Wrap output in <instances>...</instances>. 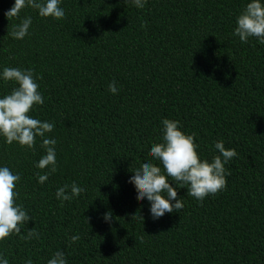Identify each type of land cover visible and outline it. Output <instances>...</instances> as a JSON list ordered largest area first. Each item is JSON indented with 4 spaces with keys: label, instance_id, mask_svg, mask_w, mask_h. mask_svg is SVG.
<instances>
[{
    "label": "trees",
    "instance_id": "trees-1",
    "mask_svg": "<svg viewBox=\"0 0 264 264\" xmlns=\"http://www.w3.org/2000/svg\"><path fill=\"white\" fill-rule=\"evenodd\" d=\"M247 2L62 0L59 21L23 9L32 23L16 40L18 20L4 15L13 0H0V67L39 77L44 103L31 115L56 140V171L39 184L40 139L26 150L0 138V165L19 173L16 202L32 218L0 242L9 264H46L57 249L68 264H264V45L232 35ZM162 118L194 134L202 158L218 140L237 155L222 191L198 202L174 182L183 208L153 220L128 181ZM73 182L85 191L61 203L55 190ZM32 228L39 239L25 240Z\"/></svg>",
    "mask_w": 264,
    "mask_h": 264
},
{
    "label": "clouds",
    "instance_id": "clouds-1",
    "mask_svg": "<svg viewBox=\"0 0 264 264\" xmlns=\"http://www.w3.org/2000/svg\"><path fill=\"white\" fill-rule=\"evenodd\" d=\"M61 3L62 0H13L4 15L8 22H18L13 23L8 35L16 40L28 35L32 17L20 15L26 8L35 10L41 18L62 20L65 10L60 6ZM125 3H131L139 9L144 7L145 0H125ZM232 35L238 37L241 43L255 38L259 45H264V0H248L235 18ZM38 79V76L34 78L31 68L0 67V83L12 84L8 93L0 95V138L7 145L15 142L26 150H32L36 138L40 139L44 154L34 162V167L40 170L35 174L37 183L43 184L56 171V140L48 135L54 124L31 115L36 106L44 103L36 82ZM107 91L117 93L115 81L107 85ZM159 133V142L151 144L149 148L151 159L144 160L133 170L128 181L134 186L137 199L148 202L149 216L153 220L183 208L181 198H177V184L174 182H179L180 188L186 186L187 194L198 202L222 191L226 184L225 165L237 155L235 149H226L224 142L218 140L213 145L217 155L212 156L211 160L200 157L194 134L182 131L178 120L162 118ZM19 181V173L0 165V242L19 235L21 227H25L32 219L23 206L16 202ZM84 191L75 182L64 184L55 190V198L63 203ZM110 216L111 213L106 212L103 220L107 222ZM39 237L40 234L32 228L27 230L23 238L29 240ZM77 239L76 235L70 237L73 243ZM0 264H9V259L3 253H0ZM24 264H33V260L27 258ZM46 264H68L65 252L55 250Z\"/></svg>",
    "mask_w": 264,
    "mask_h": 264
}]
</instances>
